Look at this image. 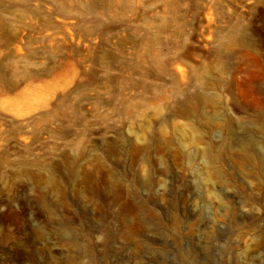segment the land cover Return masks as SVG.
I'll return each instance as SVG.
<instances>
[{
  "label": "rangeland",
  "instance_id": "obj_1",
  "mask_svg": "<svg viewBox=\"0 0 264 264\" xmlns=\"http://www.w3.org/2000/svg\"><path fill=\"white\" fill-rule=\"evenodd\" d=\"M0 264H264V0H0Z\"/></svg>",
  "mask_w": 264,
  "mask_h": 264
}]
</instances>
